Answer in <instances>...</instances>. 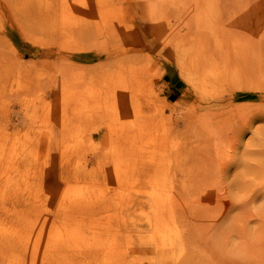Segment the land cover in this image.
I'll use <instances>...</instances> for the list:
<instances>
[{
	"label": "rangeland",
	"instance_id": "rangeland-1",
	"mask_svg": "<svg viewBox=\"0 0 264 264\" xmlns=\"http://www.w3.org/2000/svg\"><path fill=\"white\" fill-rule=\"evenodd\" d=\"M0 264H264V0H0Z\"/></svg>",
	"mask_w": 264,
	"mask_h": 264
},
{
	"label": "crops",
	"instance_id": "crops-1",
	"mask_svg": "<svg viewBox=\"0 0 264 264\" xmlns=\"http://www.w3.org/2000/svg\"><path fill=\"white\" fill-rule=\"evenodd\" d=\"M61 170H62V166H61V169H60V172H59V175H55L52 179H51V177H47L46 178V180H45V183L47 184L49 181H55L56 183H58L59 185L61 184V185H63L64 183H67L68 181L67 180H69L70 178H72V177H70V176H68L69 174V171L66 173V175L65 176H62L61 174ZM50 190H49V198H54L53 196H55V197H57V195H56V193L52 190V188H50V186L48 187Z\"/></svg>",
	"mask_w": 264,
	"mask_h": 264
},
{
	"label": "bare ground",
	"instance_id": "bare-ground-1",
	"mask_svg": "<svg viewBox=\"0 0 264 264\" xmlns=\"http://www.w3.org/2000/svg\"><path fill=\"white\" fill-rule=\"evenodd\" d=\"M195 42V41H194ZM187 43V42H186ZM203 47V46H202ZM199 48V47H198ZM200 48H201V46H200ZM204 48V47H203ZM198 50V49H197ZM196 55H195V54ZM204 53V52H203ZM190 54H191V58L190 59H192V62H196V60H203L204 59V57L202 56V53H200L199 52V50L198 51H194V49H192V51L190 52ZM261 54V53H260ZM205 55V54H204ZM208 56V55H207ZM210 58H212V57H210ZM242 58V57H241ZM207 59V58H206ZM214 61H215V59H213ZM249 60V59H248ZM205 62H206V60H205ZM207 62H208V60H207ZM240 62H242V61H240ZM248 62V61H247ZM245 65V64H244ZM208 66H210V64H208ZM215 66H216V63H215ZM224 84V83H223ZM219 93V92H218ZM34 139V138H33ZM31 140V139H30ZM9 149V148H8ZM10 150H11V148H10ZM10 150H9V152H10ZM11 153V152H10ZM8 154V153H7ZM12 154V153H11ZM111 236V235H110ZM99 237V236H98ZM31 243V242H30Z\"/></svg>",
	"mask_w": 264,
	"mask_h": 264
}]
</instances>
